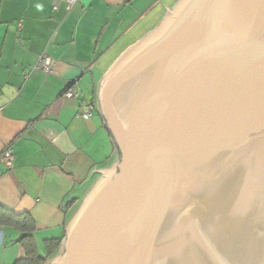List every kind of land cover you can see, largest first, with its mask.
Here are the masks:
<instances>
[{
    "label": "water",
    "instance_id": "1",
    "mask_svg": "<svg viewBox=\"0 0 264 264\" xmlns=\"http://www.w3.org/2000/svg\"><path fill=\"white\" fill-rule=\"evenodd\" d=\"M166 10L103 74L118 157L50 264H264V0Z\"/></svg>",
    "mask_w": 264,
    "mask_h": 264
},
{
    "label": "crops",
    "instance_id": "2",
    "mask_svg": "<svg viewBox=\"0 0 264 264\" xmlns=\"http://www.w3.org/2000/svg\"><path fill=\"white\" fill-rule=\"evenodd\" d=\"M178 0H0V264L25 258L23 232L6 212L29 215L38 249L65 238L68 223L117 149L99 112L83 99L131 45ZM166 7V8H165ZM42 55L54 73L33 70ZM75 85L78 99L64 93ZM11 150L12 168L1 156Z\"/></svg>",
    "mask_w": 264,
    "mask_h": 264
},
{
    "label": "trees",
    "instance_id": "3",
    "mask_svg": "<svg viewBox=\"0 0 264 264\" xmlns=\"http://www.w3.org/2000/svg\"><path fill=\"white\" fill-rule=\"evenodd\" d=\"M4 223L10 224L23 232L19 242L25 250V258L16 264H50L51 260L57 256L61 246L60 239L46 240L45 254L43 255L39 252L33 235L36 229L35 222L29 215H15L6 212Z\"/></svg>",
    "mask_w": 264,
    "mask_h": 264
},
{
    "label": "built area",
    "instance_id": "4",
    "mask_svg": "<svg viewBox=\"0 0 264 264\" xmlns=\"http://www.w3.org/2000/svg\"><path fill=\"white\" fill-rule=\"evenodd\" d=\"M66 2L68 4L69 9H72L79 2V0H66ZM33 70H41L46 73H54L53 62L51 58L49 56L42 55L40 57L38 64L33 68ZM79 97H80V90L75 85L70 86L67 89V91L64 93V98L69 100L78 99ZM82 104H83V111L81 116L84 120H89L96 113H98L97 100L84 98ZM13 159H14V155L11 150H7L1 156V160L9 168H12L13 166Z\"/></svg>",
    "mask_w": 264,
    "mask_h": 264
},
{
    "label": "rangeland",
    "instance_id": "5",
    "mask_svg": "<svg viewBox=\"0 0 264 264\" xmlns=\"http://www.w3.org/2000/svg\"><path fill=\"white\" fill-rule=\"evenodd\" d=\"M39 252H40L41 254H43V253H44V252H43V250H41V248H40Z\"/></svg>",
    "mask_w": 264,
    "mask_h": 264
}]
</instances>
